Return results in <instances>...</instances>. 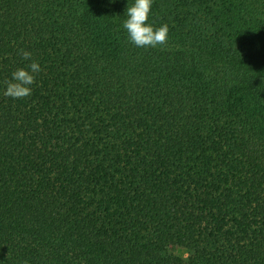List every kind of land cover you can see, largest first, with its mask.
<instances>
[{
    "label": "trees",
    "instance_id": "16d2710c",
    "mask_svg": "<svg viewBox=\"0 0 264 264\" xmlns=\"http://www.w3.org/2000/svg\"><path fill=\"white\" fill-rule=\"evenodd\" d=\"M132 3L0 0V264H264V0Z\"/></svg>",
    "mask_w": 264,
    "mask_h": 264
},
{
    "label": "clouds",
    "instance_id": "9594fccd",
    "mask_svg": "<svg viewBox=\"0 0 264 264\" xmlns=\"http://www.w3.org/2000/svg\"><path fill=\"white\" fill-rule=\"evenodd\" d=\"M152 0H134L125 10L126 19L123 28L126 30L128 40L136 47L156 48L168 43L169 26L167 23L154 27L148 23ZM20 55L24 60L31 59V53L23 49ZM41 71L37 61H31L27 68H18L12 73L11 80H7L4 95L12 99H23L31 95V85L35 83V75ZM24 264H28L25 260Z\"/></svg>",
    "mask_w": 264,
    "mask_h": 264
},
{
    "label": "rangeland",
    "instance_id": "374dc122",
    "mask_svg": "<svg viewBox=\"0 0 264 264\" xmlns=\"http://www.w3.org/2000/svg\"><path fill=\"white\" fill-rule=\"evenodd\" d=\"M176 252L181 255H186L188 253L185 249H177Z\"/></svg>",
    "mask_w": 264,
    "mask_h": 264
}]
</instances>
